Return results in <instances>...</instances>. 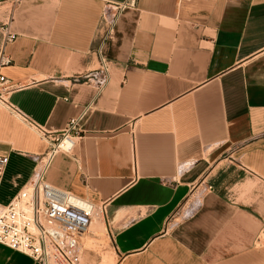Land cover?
<instances>
[{"label":"crops","instance_id":"obj_1","mask_svg":"<svg viewBox=\"0 0 264 264\" xmlns=\"http://www.w3.org/2000/svg\"><path fill=\"white\" fill-rule=\"evenodd\" d=\"M122 1L0 0V50L2 27L16 33L3 73L25 85L9 100L57 132L92 103L47 180L106 205L116 264H264V0H139L106 40L105 78L103 15ZM47 149L0 104V205ZM0 264L40 263L0 243Z\"/></svg>","mask_w":264,"mask_h":264},{"label":"built area","instance_id":"obj_2","mask_svg":"<svg viewBox=\"0 0 264 264\" xmlns=\"http://www.w3.org/2000/svg\"><path fill=\"white\" fill-rule=\"evenodd\" d=\"M139 0L110 2L104 13L108 20V33L98 47L99 74L108 78L110 65L105 54L107 38L111 37L123 15L136 9ZM114 10V11H112ZM3 48L0 50V104L25 121L48 142L46 153L37 157L40 162L33 179L8 205H0V243L24 253L40 264H82L84 253L89 250L88 240H98L101 233L94 231V224L107 214L106 205L77 197L52 183L47 170L55 156L69 151L84 137L83 121L92 109V103L72 117L65 129L52 131L35 123L10 100L9 94L25 87L20 81L8 78L3 68L11 63L4 52L6 44L14 41L16 33L10 25L2 27ZM9 157L0 155V176L4 173ZM110 241L111 234L106 229ZM98 243V242H97ZM102 245V243H99Z\"/></svg>","mask_w":264,"mask_h":264},{"label":"rangeland","instance_id":"obj_3","mask_svg":"<svg viewBox=\"0 0 264 264\" xmlns=\"http://www.w3.org/2000/svg\"><path fill=\"white\" fill-rule=\"evenodd\" d=\"M93 230L97 231V233L99 231V233H101V238L99 239V241L92 239L93 237L89 238L88 240L89 250H87L84 253L82 263L84 264H87V263L88 264H103L105 257L109 255L112 258L111 263L109 264H116L115 253L113 251L111 241L108 235L106 234L105 223L104 225H100V220L98 219L94 224ZM99 243H102V245H99ZM85 259H86V262H85Z\"/></svg>","mask_w":264,"mask_h":264}]
</instances>
